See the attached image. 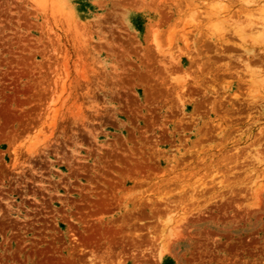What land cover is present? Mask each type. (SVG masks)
<instances>
[{
	"label": "rangeland",
	"instance_id": "rangeland-1",
	"mask_svg": "<svg viewBox=\"0 0 264 264\" xmlns=\"http://www.w3.org/2000/svg\"><path fill=\"white\" fill-rule=\"evenodd\" d=\"M263 13L0 0V264H264Z\"/></svg>",
	"mask_w": 264,
	"mask_h": 264
},
{
	"label": "bare ground",
	"instance_id": "bare-ground-1",
	"mask_svg": "<svg viewBox=\"0 0 264 264\" xmlns=\"http://www.w3.org/2000/svg\"><path fill=\"white\" fill-rule=\"evenodd\" d=\"M263 14H264V13H263ZM262 17H263V16H262ZM263 21H264V20H263ZM263 24H264V23H263ZM240 29H241V28H240ZM262 29L264 30V28H262ZM263 30H261V31L259 30V31H258V32H259L258 36L256 35V36L258 37V39H259V42L262 41V40H260V39H264V38H260V37H262V36H261V32H262V34H263V32H264ZM263 35H264V34H263ZM254 37H255V36H254ZM257 37H256V38H257ZM258 39H257V40H258ZM260 70H261V69H260ZM260 72H261V71H260ZM260 78H261V77H260ZM261 79H262V78H261Z\"/></svg>",
	"mask_w": 264,
	"mask_h": 264
}]
</instances>
